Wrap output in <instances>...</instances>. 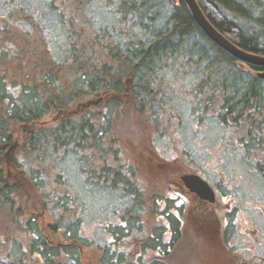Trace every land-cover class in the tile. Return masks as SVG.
<instances>
[{
  "label": "trees",
  "instance_id": "1",
  "mask_svg": "<svg viewBox=\"0 0 264 264\" xmlns=\"http://www.w3.org/2000/svg\"><path fill=\"white\" fill-rule=\"evenodd\" d=\"M117 1L113 4L118 8V13L122 12L120 22L122 25L126 23V29L122 30L123 38L114 42L113 49L110 46L109 51L103 48L94 49L98 51L96 59L90 58L89 53L70 50L66 53L64 62L56 61L52 54L43 55L39 52L42 41L40 38L37 40L36 33L35 37L30 34L26 39L22 29H13L16 24L12 21L3 17L0 22V214L4 225L12 232L9 238L12 244L19 245L21 240L26 249L24 253L27 252L28 257L29 251L43 257L40 264H80L79 249L82 246L79 240L85 242L86 239L78 231L81 219L74 215V201H78L53 191L54 184L51 185L52 190L43 194V209L54 219L48 224L52 230L68 233L69 238L76 239V245H52L41 233L36 220L22 218L23 206L17 203L16 198H24L21 185L25 178L28 177L36 188L44 181L40 168L28 169V163L43 162L42 168L46 165L51 169L49 162L54 160L53 156L57 151L54 147L61 146L64 149L69 145L82 149L78 153L83 154L82 160L85 158L84 163L87 162L83 164L84 171L88 169V172L93 171L96 174L104 172L109 176L110 169L96 166L94 162L98 158L106 159L107 153H111V158L120 159L117 152L119 148H112L114 146L111 142L115 135L113 130L117 128L115 119L122 118L128 124L129 120L135 119L137 123L152 127L163 112H167L170 119L174 116L175 110L168 107V100L173 93L165 90V84H162L166 80L165 72L180 77L186 68H192L193 84L180 94L184 99H192L194 105L190 109L198 121H203L209 109L215 110L218 106L216 112H221L222 123L232 131V123H229L232 121V109L247 110L248 96L253 98L250 104L252 113L260 112L262 106L260 98L264 95L260 89L263 88L261 85L264 84V79L257 77L255 71L264 68L255 65H250L249 71L239 68L237 60L202 31L184 0ZM196 1L211 24L228 40L248 52L264 56V0ZM163 9H166L165 12ZM131 23L132 27L129 26ZM134 28L137 30L133 31ZM103 35L101 31L99 37ZM26 40L27 43H23ZM10 42L17 44V48H10ZM102 52L106 53L105 60ZM85 55L91 64H85ZM50 56L55 63L54 67H50ZM176 83L182 84L179 80ZM204 84L210 85L211 90H205ZM233 87H241L240 93L242 90L247 91L241 102L236 101L238 105L235 107H232ZM213 95L215 98L212 102L210 96ZM122 97L129 100L122 101ZM86 100L93 105L100 100L106 101L104 105L87 109L90 105H84ZM75 104L77 110L65 113L64 110H69ZM80 106H84L86 110H80ZM48 112L59 113L61 118L56 123L55 119L42 122L41 118ZM177 119L179 115L176 116ZM18 124L26 126L23 141L29 151L22 160L14 165L10 164L13 167L11 170L4 169L3 148L6 144L14 145ZM8 159L7 156V164ZM44 160H48V164H44ZM130 165L129 163L124 166L126 174L122 180L126 184L137 175ZM259 169L263 171V168ZM115 177L119 179V176ZM108 183L106 180L102 185H112ZM131 193L133 200L138 201L139 190L132 187ZM64 199L67 202H63ZM154 199L158 201L157 197ZM62 209H69L67 218H61ZM172 224L174 241L179 237L180 229L177 228L174 217ZM166 228V225L155 227L147 238L148 241L164 240L162 233ZM164 242L167 244V241ZM141 245V248L152 247ZM163 247H152L156 257L160 256L161 259L153 258L147 261L149 264L160 263L168 256L167 246ZM102 250L104 263H123L122 254L112 253L111 257L104 246ZM61 257H66L67 261H62ZM21 263L25 264V261Z\"/></svg>",
  "mask_w": 264,
  "mask_h": 264
},
{
  "label": "rangeland",
  "instance_id": "2",
  "mask_svg": "<svg viewBox=\"0 0 264 264\" xmlns=\"http://www.w3.org/2000/svg\"><path fill=\"white\" fill-rule=\"evenodd\" d=\"M30 1L0 2V22L5 17L16 24L17 27L13 26L14 30H21V28L29 27L25 20L31 14L35 15L43 30L47 31L44 37H47L56 61L64 62L66 53L70 50L89 53L90 58L96 59L98 51L94 49L108 50L110 46L113 49L112 44L123 38L122 30L126 29L124 27L126 23L122 25L120 22L122 12L118 13V8L114 7L113 3L118 2L117 0L75 2V22L58 21L59 8L56 2ZM165 10L163 9V12ZM132 25L131 23L129 26L132 27ZM135 30L137 29L134 28L133 31ZM101 31L104 35L99 37ZM101 54L105 60L106 53ZM80 59L82 60L83 57ZM85 60L87 61H84L85 64H91L88 63L86 55ZM164 76L166 79L162 83L165 84L164 89L173 93L171 99L168 100L170 102L168 107L175 110L174 116L172 115L170 119L167 117V112H163V116L159 115L152 127L137 123L135 119L129 120L130 124L122 118L115 119L114 124H117V128L114 126L116 129L113 130L114 141L111 142L114 146L112 148H119L120 152H117L120 159L111 158V153H107L106 159L98 158L94 162L96 166L100 165L110 169L108 170L109 176L104 172L96 174L93 171L88 172V169L84 171L83 164L87 162L84 163L86 160L85 158L82 160L83 154L78 153V150L82 149L69 145L64 149L61 146L54 147L57 151L54 153V160L49 162L51 169H48L46 165L42 168L43 162L28 163V169L40 168L39 170L44 174V181L36 188L26 177L24 184L21 185L23 187L21 194H24V198H16L17 203L24 209H34L39 215L36 220L38 223L48 224L54 219L46 209L43 210L45 202L43 194L52 190V184L55 185L53 191L76 199L78 203L74 201L76 208L74 215L80 217L78 231L80 236L86 239L85 242L79 240L82 246L79 249L80 264H106L102 260L103 246L111 257L112 253L122 254L123 263L121 264H149L147 261L153 258L161 259L160 256L156 257L155 249L152 247H165L164 240L167 241L170 231L164 229L162 233L164 240L162 241H148L147 238L150 237L155 227L166 224L168 211L175 203L168 199L172 196L168 190L169 174L172 170L194 168L218 186L220 192L224 191L223 194L230 193V188L242 196L245 203L251 202V207L255 205L264 207V96L260 98L262 106H260V112L256 114L252 113L253 109L250 107L253 102L252 96L247 97V110L232 109L234 114L238 112L249 114L246 117L240 115L241 120L247 123L245 133H241L243 134L241 136L252 139L255 144L262 139L259 146L252 150L256 156L254 149L260 150L261 148L262 152L259 156V160L263 162L261 164L253 160L257 159V156L253 158L248 155V158L244 159L249 152L239 149L235 143H232V131L222 123L221 112H216L218 106L215 110L209 109L203 121L194 118L190 109L191 105H194L192 99H184L180 94L186 87L193 84L194 74L191 67L186 68L180 77H176L171 72H165ZM178 80L182 83L181 85L176 83ZM261 86L263 87L260 89L261 94L264 95V84L262 83ZM204 87L207 91L211 90L208 84H204ZM240 89L242 88H232V107L237 106L236 101L241 102L244 93L247 92L242 90L241 94ZM205 90L201 88L204 93ZM91 98L95 100L94 97ZM214 98V95L210 96L212 102ZM121 100L128 101L129 99L122 97ZM105 101L100 100L98 104L93 105L91 101L86 100L84 105H90L87 109H93L97 105H104ZM76 107L77 104L64 111L65 113L75 111ZM83 107L80 106V110H86ZM175 115H179V119L176 120ZM60 118L61 114L48 112L41 120L47 122L55 119L54 123H56ZM232 121L234 123V120ZM232 121L230 120L229 123L231 124ZM18 125L14 145H11V148L6 144L3 148L4 169L11 170L13 168L11 165L22 160L29 151L23 141L26 126ZM47 162L48 160H44V164ZM129 163L137 175L135 180L128 177L130 182L126 184L122 178L126 174L124 166ZM88 165L91 167V162ZM260 167L263 171L259 169ZM116 175L119 179L115 177ZM106 180L112 185L103 186L102 182ZM132 187L139 190L137 193L139 202L134 201L131 196L133 195ZM155 197L158 201L154 199ZM222 200L228 202L227 198H221L220 201ZM63 202H67V199ZM68 210L63 211L62 209L61 218L68 217ZM185 221V228L179 231L173 251L164 257L163 264H232L235 260L232 257V243L237 244L243 239L238 228V236H234L232 240L236 225L234 229L231 225L229 228L225 227L223 233H217V231L207 233L197 228L196 224L198 225L199 221L196 217L190 216V220L186 218ZM4 223L0 214V264H23L22 261H25V264H40L37 253H31L28 250L29 257L26 255L27 252L24 253L26 249L19 237V245L12 244L9 239L12 232L8 231L9 228ZM136 224L138 227H134ZM220 229L222 230L223 226ZM141 244L152 245V247L141 248ZM60 259L67 261L66 257ZM16 260H21V262H16ZM251 264H256V262L253 261Z\"/></svg>",
  "mask_w": 264,
  "mask_h": 264
},
{
  "label": "flooded vegetation",
  "instance_id": "3",
  "mask_svg": "<svg viewBox=\"0 0 264 264\" xmlns=\"http://www.w3.org/2000/svg\"><path fill=\"white\" fill-rule=\"evenodd\" d=\"M0 2L31 1L0 0ZM43 2H56V6L59 8L58 21L63 22L68 20L69 22H75V2H84V0H43ZM86 2L88 1L86 0ZM29 18V20H25V22L29 24V27H26L25 29L20 27L23 31V34L25 33L26 39H28L27 37L30 34H33V37H35L37 34V40L40 38L42 41L41 50L39 52L43 55H53L52 47L50 46L47 37H44V33L47 31L43 30V27L39 24L38 18L35 15L31 14ZM11 35L14 37L13 33ZM23 43L26 44L27 40ZM10 45V48H17V44H14L13 42H10ZM51 59L52 61H50L49 64L52 65L50 67H54L55 63L52 56ZM240 115L249 116L248 113L244 112H238V114L232 113V120L234 119V123L232 121V143H235V146L239 147V149L249 152L247 156L245 155L244 159L248 158V155L252 156L253 158H256L257 156V159L253 160L263 164V162L259 160V156L262 152L261 148L260 150L254 149L256 151V156L252 152L253 148L259 146L258 144L261 143L262 139L258 141L257 144H255L252 142V139H246L244 136H241L243 135L241 133L244 132L246 126L245 124L247 123L241 120ZM176 170L177 171H170L169 174L170 184L168 190L172 196H170L168 199L175 201V203L171 205V210L168 211L169 218L167 215L165 224L167 227L166 230L170 231V235L166 244L168 252L167 254H170V252L173 251L175 246L174 243L177 241V239H174V241L172 239L173 217L177 221V228L182 231L183 228H185V219L188 218L190 220V216H194L196 217L197 221H199V224H196L197 228L201 229L202 231H206L207 233H212L215 231H217V233H223L225 227L229 228L231 225L234 229L236 225L237 228L235 229V232L232 233V240L234 236H238L237 230L239 228V233L243 236V239L239 240L237 244L232 243V257L235 259L233 260L232 264H251L253 261L256 262V264H264V207H259L255 204L254 207H251V202L248 204L245 203L242 196L230 188V193L223 194L224 191L220 192L218 186H216L212 181L208 180L204 175L194 168L188 167L185 170ZM186 174H198L204 180H206L214 192L213 200L211 201L207 198L201 197L198 193L186 186L184 180L182 179V176ZM221 198H227L228 202H224V200L220 201ZM26 217L28 219L38 220L39 215L34 209L22 208V218L27 220ZM38 225L40 227L41 233L43 236H46L50 244L57 246L76 245V239L71 237L69 238L70 235L68 233L63 234L61 232L52 230L50 224H45L43 222L38 223ZM222 226L223 229L221 230L220 228ZM26 227H28V225H26ZM38 256L39 262L42 263L43 257L41 255Z\"/></svg>",
  "mask_w": 264,
  "mask_h": 264
},
{
  "label": "water",
  "instance_id": "4",
  "mask_svg": "<svg viewBox=\"0 0 264 264\" xmlns=\"http://www.w3.org/2000/svg\"><path fill=\"white\" fill-rule=\"evenodd\" d=\"M192 17L202 31L220 48L237 60V66L242 70H250V65L264 68V56L248 52L228 40L207 19L196 0H184ZM257 77L264 79V69L255 71ZM186 186L198 193L201 197L213 200L214 192L210 185L197 174H186L182 176Z\"/></svg>",
  "mask_w": 264,
  "mask_h": 264
},
{
  "label": "bare ground",
  "instance_id": "5",
  "mask_svg": "<svg viewBox=\"0 0 264 264\" xmlns=\"http://www.w3.org/2000/svg\"><path fill=\"white\" fill-rule=\"evenodd\" d=\"M154 70V69H153Z\"/></svg>",
  "mask_w": 264,
  "mask_h": 264
}]
</instances>
